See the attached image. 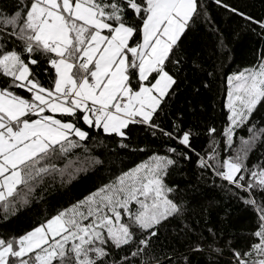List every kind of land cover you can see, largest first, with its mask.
Returning <instances> with one entry per match:
<instances>
[{
	"label": "snow or ice",
	"instance_id": "obj_1",
	"mask_svg": "<svg viewBox=\"0 0 264 264\" xmlns=\"http://www.w3.org/2000/svg\"><path fill=\"white\" fill-rule=\"evenodd\" d=\"M215 3L264 34V19ZM201 23L225 47L204 0H0V264H192L181 244L191 254L227 250L223 264H264V161L250 163L264 146V48L253 66L227 76L224 126H208L209 148L196 153L200 169L255 210L244 243L218 240L212 229L196 235L183 223L181 190L168 182L170 170L195 152L192 128L179 115L167 118L189 33ZM133 126L172 143L23 229L9 227L44 200L37 190L48 179H76L83 169L69 159L75 149L87 151L85 142L100 136L128 148ZM173 221L176 239L165 248L161 237Z\"/></svg>",
	"mask_w": 264,
	"mask_h": 264
},
{
	"label": "trees",
	"instance_id": "obj_2",
	"mask_svg": "<svg viewBox=\"0 0 264 264\" xmlns=\"http://www.w3.org/2000/svg\"><path fill=\"white\" fill-rule=\"evenodd\" d=\"M204 3L214 25L225 38V47L216 46V37L203 23L189 33V58L180 74L181 82L172 98L167 121L175 120L179 115L183 120L182 126L192 128L195 133L192 137L195 152L190 153L191 160H180L170 170L168 182L181 190L188 209L187 219L183 223L194 228L196 235L207 237L208 229H212L218 240L243 244L255 226V210L245 205L242 198L228 192L226 187H221L223 182L214 177L211 170L200 169L196 153L205 155L209 148L206 132L208 126L218 130L224 126L226 109L223 104L226 100L227 76L256 63L260 49L264 48V34L258 26H249L241 17L216 5L215 0H204ZM225 3L256 19H264V0H225ZM210 71L213 72L212 76L207 75ZM40 79L48 83L44 75ZM205 84L209 86L204 87ZM164 127H168V122H165ZM247 135L246 130L240 131L237 143L240 136L246 138ZM217 139L221 138L218 136ZM117 141L118 138L113 140L100 136L85 142L87 151L84 148L75 149L69 159L78 158L77 166L83 169L76 179L66 185L60 183L59 177L54 182L48 179L45 189L42 192L37 190V195L42 194L44 200L34 201L23 209L19 219L14 220L9 227L17 231L23 229L32 218L42 217L45 209L50 210L55 204H65L70 197L82 191L94 190L121 171L147 161L154 153L165 154L164 143H172L155 139L138 126L132 127L131 139L126 141L128 148H120ZM141 148L145 151H139ZM220 155H226L222 141ZM261 161H264V146L257 145L250 153V163ZM58 164L62 166L63 160ZM243 195L240 194L241 197ZM257 199L259 201L260 198ZM176 232L177 222L173 221L166 231L167 239L161 237V244L165 248L174 242ZM215 246L224 247V244L218 243ZM177 249L188 255L192 264H223L228 258L227 250L220 257L207 249L199 254H191L183 244L177 245Z\"/></svg>",
	"mask_w": 264,
	"mask_h": 264
}]
</instances>
